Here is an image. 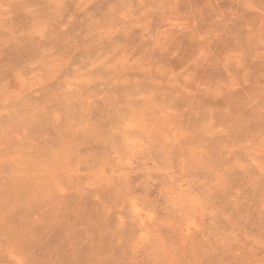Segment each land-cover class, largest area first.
<instances>
[{"label":"rangeland","instance_id":"rangeland-1","mask_svg":"<svg viewBox=\"0 0 264 264\" xmlns=\"http://www.w3.org/2000/svg\"><path fill=\"white\" fill-rule=\"evenodd\" d=\"M0 264H264V0H0Z\"/></svg>","mask_w":264,"mask_h":264}]
</instances>
